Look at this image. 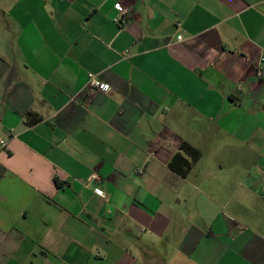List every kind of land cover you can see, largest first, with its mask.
I'll return each instance as SVG.
<instances>
[{
	"label": "crops",
	"instance_id": "0c3cea01",
	"mask_svg": "<svg viewBox=\"0 0 264 264\" xmlns=\"http://www.w3.org/2000/svg\"><path fill=\"white\" fill-rule=\"evenodd\" d=\"M259 65L264 0H0V264H264Z\"/></svg>",
	"mask_w": 264,
	"mask_h": 264
},
{
	"label": "trees",
	"instance_id": "16d2710c",
	"mask_svg": "<svg viewBox=\"0 0 264 264\" xmlns=\"http://www.w3.org/2000/svg\"><path fill=\"white\" fill-rule=\"evenodd\" d=\"M27 123L31 124L36 122L39 117L32 113L28 114ZM201 152L199 149L190 145L188 142L183 141L179 145L177 151L172 155L168 162L170 168L180 174H186L191 166L200 158ZM189 158V159H188ZM57 185L60 183L55 179Z\"/></svg>",
	"mask_w": 264,
	"mask_h": 264
},
{
	"label": "built area",
	"instance_id": "2783aa9c",
	"mask_svg": "<svg viewBox=\"0 0 264 264\" xmlns=\"http://www.w3.org/2000/svg\"><path fill=\"white\" fill-rule=\"evenodd\" d=\"M115 7L118 11V14L113 18V20L119 25L126 23L130 15L129 8L121 3H116ZM177 37L180 38V35ZM254 73L259 79L264 80V65H259L255 69ZM88 78H89L88 84L91 88H95L100 91H106L108 89L107 84L96 79L92 73L88 74ZM98 179H99V175L96 173H92L89 177V181H94Z\"/></svg>",
	"mask_w": 264,
	"mask_h": 264
}]
</instances>
